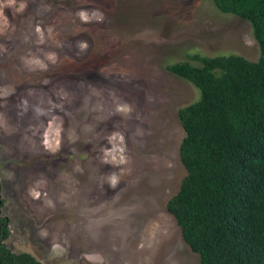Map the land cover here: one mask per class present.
I'll return each instance as SVG.
<instances>
[{
	"label": "rangeland",
	"instance_id": "rangeland-1",
	"mask_svg": "<svg viewBox=\"0 0 264 264\" xmlns=\"http://www.w3.org/2000/svg\"><path fill=\"white\" fill-rule=\"evenodd\" d=\"M194 53L257 60L260 47L213 0H0L12 250L42 264H202L166 207L185 174L178 109L200 96L167 65ZM41 144L80 159L47 175Z\"/></svg>",
	"mask_w": 264,
	"mask_h": 264
},
{
	"label": "trees",
	"instance_id": "trees-1",
	"mask_svg": "<svg viewBox=\"0 0 264 264\" xmlns=\"http://www.w3.org/2000/svg\"><path fill=\"white\" fill-rule=\"evenodd\" d=\"M213 2L251 24L260 56L194 53L167 65L200 96L178 109L185 174L166 207L202 264H264V0ZM1 167L0 264H42L6 242Z\"/></svg>",
	"mask_w": 264,
	"mask_h": 264
},
{
	"label": "flooded vegetation",
	"instance_id": "flooded-vegetation-1",
	"mask_svg": "<svg viewBox=\"0 0 264 264\" xmlns=\"http://www.w3.org/2000/svg\"><path fill=\"white\" fill-rule=\"evenodd\" d=\"M1 90H6V87L2 86L0 87V92ZM6 94V93H4ZM3 93H0V96L4 95ZM41 150L39 154H41L43 157H45V161L43 164V167L46 168L47 170L49 169V173L47 172V175H51L52 171L58 173L60 171V168L64 169L65 165H70L74 164V162L79 161L80 159V149L76 147H66L63 148L59 147L58 149L52 148V147H47L45 145L41 144ZM65 152V153H64ZM64 153V154H63ZM71 166V167H72ZM51 169H53L51 171ZM34 171H39L43 172L42 167L40 168H35ZM36 176V174H30L29 179H33ZM28 179V180H29Z\"/></svg>",
	"mask_w": 264,
	"mask_h": 264
}]
</instances>
